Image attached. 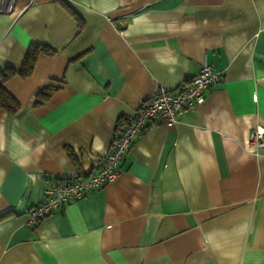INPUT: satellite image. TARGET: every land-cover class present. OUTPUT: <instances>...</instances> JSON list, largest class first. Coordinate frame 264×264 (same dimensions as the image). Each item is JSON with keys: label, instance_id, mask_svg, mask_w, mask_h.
<instances>
[{"label": "crops", "instance_id": "crops-1", "mask_svg": "<svg viewBox=\"0 0 264 264\" xmlns=\"http://www.w3.org/2000/svg\"><path fill=\"white\" fill-rule=\"evenodd\" d=\"M31 43L54 53L4 82L19 106L0 109V264H264V152L249 144L264 126V0H13L0 69ZM202 64L221 77L203 102L157 115L115 180L29 224L48 184L93 174L124 117Z\"/></svg>", "mask_w": 264, "mask_h": 264}, {"label": "built area", "instance_id": "built-area-1", "mask_svg": "<svg viewBox=\"0 0 264 264\" xmlns=\"http://www.w3.org/2000/svg\"><path fill=\"white\" fill-rule=\"evenodd\" d=\"M13 0H0V11H8ZM218 71L209 64H202L199 71L188 80L183 88L171 91L158 87L119 132L113 136L107 151L101 157L98 169L87 177L75 176L72 179L48 184L40 202L27 213L29 224L56 213L68 201L81 199L86 192L101 188L115 180L119 174V163L127 155L134 139L149 126L157 115H162L171 124L184 109L193 108L205 99L206 90L220 79ZM250 142L255 153L264 152V126L256 125L250 134Z\"/></svg>", "mask_w": 264, "mask_h": 264}, {"label": "trees", "instance_id": "trees-1", "mask_svg": "<svg viewBox=\"0 0 264 264\" xmlns=\"http://www.w3.org/2000/svg\"><path fill=\"white\" fill-rule=\"evenodd\" d=\"M53 53L54 50L45 44L31 43L25 50L22 61L17 69L9 66L0 69V109H6L13 112L19 106L17 100L4 87V82L16 74L21 77L29 76L32 73L36 60L40 54L51 55ZM54 89L55 86L53 85H47L42 88L36 95L35 104H41L48 99ZM126 120L127 117H124V122H126ZM69 154L73 163H75L76 167L79 169L80 167L75 160L74 155L70 151Z\"/></svg>", "mask_w": 264, "mask_h": 264}, {"label": "rangeland", "instance_id": "rangeland-1", "mask_svg": "<svg viewBox=\"0 0 264 264\" xmlns=\"http://www.w3.org/2000/svg\"><path fill=\"white\" fill-rule=\"evenodd\" d=\"M186 84V83H185ZM252 132V131H251ZM251 134V133H250ZM250 144H252L251 142H250Z\"/></svg>", "mask_w": 264, "mask_h": 264}]
</instances>
